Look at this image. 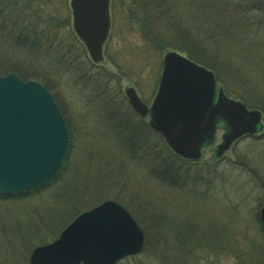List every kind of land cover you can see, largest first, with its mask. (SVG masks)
Segmentation results:
<instances>
[{
	"label": "rangeland",
	"instance_id": "1",
	"mask_svg": "<svg viewBox=\"0 0 264 264\" xmlns=\"http://www.w3.org/2000/svg\"><path fill=\"white\" fill-rule=\"evenodd\" d=\"M198 1L163 0L160 5L161 13H166L164 20L168 22L167 19L172 18L173 21L175 18L174 21L179 19L181 24L178 29H167L157 24L146 35L135 23L128 22L127 1L110 0V33L103 47L104 58L99 65L90 61L87 51L85 56L79 54L77 40L67 34V29H58L64 46L70 48L65 60L61 58V53L56 52L52 56H43L38 52H18L13 59L11 55L17 47L10 45L6 56L11 58H7V62L30 64L51 91L41 84L56 95L68 118L72 136L68 161H73V164L76 162L74 165L83 172L95 168L94 175L114 177L109 182L99 177L103 182L96 190L100 191L101 196L106 195L102 197L104 200L117 198L132 206L140 204L139 199L146 200L149 204H156L158 209L161 207L168 219H177L176 222L183 226L184 244L180 241L175 257L167 251V255L173 258L171 262L180 264L186 260V264H264V235L255 221L256 208L264 202V32H261L264 30L253 32L252 29H239L242 30L239 34L245 32L246 37H238L239 34L235 33V36L231 35V40L222 36L221 42V38L215 34L226 29H210L211 26L206 23V29H203L200 6L195 3L190 5V2ZM54 2L61 15L69 12L72 29L69 0L66 3L64 0ZM252 13L261 16L256 11ZM263 16L264 11L261 18ZM185 25L194 29H184ZM5 30L0 29V45ZM188 31L194 35L188 36L192 40V44H188L189 48L200 49L201 52L205 47L207 50L214 48L219 52L216 60L222 69L218 70L220 78L216 87L221 88L227 97L240 101L247 110H259L262 129L256 135L239 139L219 157L214 155V147L223 132L220 125L216 129L214 143L202 149L197 163L186 162L188 168L185 171L189 175L186 179L182 175V178L187 183L180 185L160 181L151 173L150 167L154 166V160L161 159L157 157L162 153L161 144L166 143L150 128L148 118L141 117L131 108L124 89L132 87L139 99L149 107L157 90L163 55L167 51H175L187 56L181 50L186 43L179 44L178 41L187 38L185 32ZM179 32L180 37L177 35ZM150 33H153L151 38ZM203 34L206 35L203 37ZM172 43L179 47L172 46ZM87 69L100 71L108 77L91 80L86 75ZM103 89L106 93L102 92ZM98 93L115 95L109 100L114 103L115 111L120 112L121 120L111 121L132 125L141 137L137 149L121 145L126 137L124 133L118 134L119 131L116 133L112 129L113 124L108 121L105 109L100 107ZM155 140L162 143L154 151L151 150L152 146L158 145L154 143ZM92 173L85 174L86 178L90 179ZM92 181L85 183L84 188H91ZM80 185L76 184V187ZM51 192H54L55 198L56 188L47 185L34 195L0 199V264H22L17 260L20 257L17 247L14 245L11 252L7 248L4 232L11 231L18 220L22 222L32 216L35 218L36 210L41 211L42 206H56V203L50 206L54 202ZM84 198L85 202L90 201L88 197ZM79 210L77 214L85 209ZM75 216L67 219L65 226ZM229 238L239 242L240 250L234 255L225 249L216 254L210 250L201 251L199 247L205 243L203 241L210 243L219 239L227 243ZM149 252L124 258L118 264H159L155 254L150 249Z\"/></svg>",
	"mask_w": 264,
	"mask_h": 264
},
{
	"label": "water",
	"instance_id": "2",
	"mask_svg": "<svg viewBox=\"0 0 264 264\" xmlns=\"http://www.w3.org/2000/svg\"><path fill=\"white\" fill-rule=\"evenodd\" d=\"M69 6L75 34L91 60L100 62L110 27L109 0H70ZM125 93L132 109L142 116L148 113L149 126L182 157H199L204 138L212 137L219 119L227 127L215 150L221 155L234 138L255 130L260 115L226 99L221 88L213 104V71L175 51L163 55L149 107L133 88ZM66 144L64 118L51 93L14 72L0 75V194L25 191L52 178ZM259 218L264 228V203ZM143 244V232L131 214L106 199L77 214L54 240L35 246L28 264H112L139 252Z\"/></svg>",
	"mask_w": 264,
	"mask_h": 264
},
{
	"label": "trees",
	"instance_id": "3",
	"mask_svg": "<svg viewBox=\"0 0 264 264\" xmlns=\"http://www.w3.org/2000/svg\"><path fill=\"white\" fill-rule=\"evenodd\" d=\"M66 1L67 0H64V3H66ZM124 1H127L126 7L128 22L135 23L141 31L146 33V35L149 34L147 31L150 32V30L157 24H162L167 29H178L179 24H181L179 19H177L178 22H175V18L173 21L172 18L167 19L168 22L164 20L166 13H161L162 7L160 5L163 0ZM194 3L199 5L201 8L202 14L200 16L203 20V29H206L204 27V23L211 26L210 29H226L222 31V33L215 34V36L221 38L219 39L221 42H223L222 36L225 37V39L230 38L231 40V35L235 36V33L239 34V32L242 31H239V29H252L253 32L258 31L259 29L264 30V16L261 18L264 11V0H200L198 2H190V5L193 6ZM254 11L261 14V16L258 14L254 15V13H252ZM0 29H7L4 32L5 35L2 39V45H0V73L14 72L22 79L38 80V82L42 83L47 89H49V91L51 90L47 84H45L46 82L30 64L22 65L20 63H9L7 62V58L10 59L12 57L15 59L18 52L24 54L38 52L43 56H52L55 55L56 52V54L61 53V58L65 60L70 48L64 46L63 38H59L61 35L60 30L58 31V29H67V34L75 37L77 40L76 46L79 48V54L85 56V47L78 40V38H76L70 28L69 12L61 15L60 9L56 6L54 0H0ZM184 29L194 28H190L185 25ZM232 29H236V31ZM186 32L185 35L187 38L188 36H194L189 31L188 33ZM152 34L153 33H150V38ZM178 34L180 37V32L177 33V35ZM205 35L206 34H203V37ZM239 36L246 37V34L245 32L240 33L238 37ZM187 38L178 41L179 44L186 43L185 46L182 45L184 47H181V50H183L187 56L194 61L211 69L215 74L216 80L219 81L220 77L218 75V70L222 69L220 63L216 60L219 52L214 50V48H211L212 50H207L205 47L203 52H201L200 49L194 50L193 48H189L188 44H192V40ZM160 43L161 42H159L158 45ZM10 45L16 46L17 48L15 49L16 51L12 53L11 57H7V48ZM171 45L179 47V45H175V43H172ZM160 47L164 50V47ZM203 47L204 46H202V48ZM220 48L221 47H218V49ZM86 75L91 80L105 78L106 76L100 71L97 72L89 69H87ZM106 79L109 80L108 78ZM102 92H105V89H103ZM105 93L103 95L98 93L97 97L99 98L100 107L105 109V114L109 118H107L108 121L121 120L119 117L121 116L120 112L115 111L114 103L112 100H109L110 97L114 98L115 95L110 96ZM51 94L64 116L68 130V142L58 172L48 181L25 191L11 194H0V199H16L22 196L37 194L47 185H53L56 188L55 198L54 192H51L53 197L52 201L54 202L50 204L51 206L56 203V206H42L41 211L36 210V214H34L35 218L32 216V213H30L33 219H24L22 222L18 220L11 231L4 232V239L6 241L7 248L11 252L14 245L17 247L20 255L17 260H20L22 264L28 263L31 251L36 245L43 244L56 238L61 228L65 226V223L67 222L66 220L75 216L77 212L80 211L79 209H88L102 201V197L106 195L101 196L100 191L96 189L100 187L103 180L109 182L114 178L105 175H103V177L102 175H94L95 168L87 169L86 172H83L79 167L74 165L76 162L73 164V161L72 163L71 161H68L69 158L67 159V157L69 155L72 139L68 118L62 106L59 104L56 95L53 92H51ZM111 124H113L111 127L116 133L119 131L118 134L124 133L126 137V140H123L124 142L122 141L121 145L124 144L125 147L134 146V150L137 149V146L140 145L139 142L141 141V137L139 138L138 133L132 128V125L125 124V122L115 124L112 121ZM128 130L130 131L127 133ZM156 136L160 141L162 140L158 134H155V137ZM158 141L155 140L154 143L158 145H155L154 147L152 146L151 150L155 151L156 147L162 143ZM163 145L164 144L162 143V153L157 156L161 159L154 160V166L150 167L151 173L158 180L169 184H186L187 181L184 179H186L187 174L189 175V172L185 171L186 168H188V163H186L188 161L181 159L178 155L167 148L166 145ZM193 162L194 164L197 163V161ZM74 167L76 169H74ZM92 171L93 173L90 179H93V186H91V188H84L85 183L88 181L91 182L90 179L86 178L85 174L89 175ZM182 175H184V179L182 178ZM99 177L103 178V180L99 179ZM73 178H76L74 182L72 181ZM76 184L81 185L76 187ZM84 197H88L90 201L85 202ZM115 199L131 213L143 233L145 232L144 245L140 252L136 255L138 256L139 254L145 253V251L149 252L150 249L152 253L155 254L159 264H168V260L169 264H176L175 262H171L173 259L172 257H175L176 248H178L180 241L184 244L185 234L183 233V226L176 222L177 219H168V216L161 207L158 209L156 204H149L146 200L142 201L139 199L138 201H140V204L137 205L136 203V205L132 206V204L125 203L117 198H114V200ZM258 209L259 205L256 208L255 221L257 222L258 228L264 235V228L259 220ZM62 211L66 213L63 214ZM10 232L12 233L10 234ZM203 242L206 243V241ZM209 242L210 243H204L199 246L202 248L201 251L210 250V252L217 254L219 250L225 249L229 252V254H233L235 252L238 253L240 250L239 242H235L232 239L228 240L227 243L219 239ZM167 251L168 253H172V257L169 254L167 255ZM133 256L135 255L127 257L132 258ZM119 261L120 260L116 261L114 264H118ZM180 264H186V260L182 261Z\"/></svg>",
	"mask_w": 264,
	"mask_h": 264
},
{
	"label": "flooded vegetation",
	"instance_id": "4",
	"mask_svg": "<svg viewBox=\"0 0 264 264\" xmlns=\"http://www.w3.org/2000/svg\"><path fill=\"white\" fill-rule=\"evenodd\" d=\"M218 89L219 88H215V94H214V97H213V104L216 102V99H217V92H218ZM223 95H224V97L226 98V99H231V100H233L232 98H230V97H227L226 95H225V93L223 92ZM235 100V99H234ZM137 113V112H136ZM138 114V113H137ZM140 115V114H139ZM141 117H143V118H148V120H149V117H148V113L146 114V115H144V116H142V115H140ZM148 120H147V122H148ZM260 117H259V119H258V121H257V123L255 124V130L253 131V132H251V133H249V132H243L242 134H240L239 136H237L236 138H234L231 142H230V144H229V147L228 148H230L231 146H232V144L233 143H235L236 141H238L239 139H241V138H243V137H246V136H253V135H256L255 133L257 132V131H260L261 129H262V125H261V123H260ZM252 121V120H251ZM251 123V122H250ZM249 123V124H250ZM149 125V124H148ZM222 126V129H223V132H222V134H221V138H220V141L215 145V147H214V155L215 156H219V157H221L222 156V154L221 155H216V153H215V150H216V147H217V145L219 144V143H222L223 142V140H224V137H225V135L227 134V127L225 126V124H224V122L221 120V119H219V120H217L215 123H214V132H213V135H212V137L211 138H208V137H205L204 138V140H203V143H202V145L200 146V152L202 153V149L204 148V147H207V146H209V145H212V143H214V140H215V132H216V129L219 127V126ZM227 148V149H228ZM181 159H183V160H185V161H188V162H193V161H197V160H195L194 158H190V157H181Z\"/></svg>",
	"mask_w": 264,
	"mask_h": 264
}]
</instances>
